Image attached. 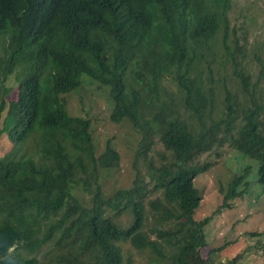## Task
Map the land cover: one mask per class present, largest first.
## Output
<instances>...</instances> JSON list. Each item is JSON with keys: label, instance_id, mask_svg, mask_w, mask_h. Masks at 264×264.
<instances>
[{"label": "trees", "instance_id": "16d2710c", "mask_svg": "<svg viewBox=\"0 0 264 264\" xmlns=\"http://www.w3.org/2000/svg\"><path fill=\"white\" fill-rule=\"evenodd\" d=\"M232 3L0 0V141L12 143L0 154V264H127L126 242L151 264H243L245 251H227L230 242L207 252L213 215L195 218V180L210 166L197 159L215 147L228 145L239 162L222 207L255 183L264 197V102L236 58L245 45L228 41ZM219 45L241 82L224 98L211 66L206 76L201 68ZM86 81L108 89L112 123L127 120L142 135L133 182L111 195L99 176L121 155L111 139L97 153L103 118L73 116L67 105Z\"/></svg>", "mask_w": 264, "mask_h": 264}, {"label": "rangeland", "instance_id": "374dc122", "mask_svg": "<svg viewBox=\"0 0 264 264\" xmlns=\"http://www.w3.org/2000/svg\"><path fill=\"white\" fill-rule=\"evenodd\" d=\"M229 16L231 29L228 41L231 43V39L236 37L238 45L246 46L238 48L240 51L236 52V58L242 63L251 81L258 84L260 94L262 93L260 99L264 102V0H233ZM231 46L234 47V44ZM214 49L216 54L214 56L207 54L201 68L206 76L210 74L208 65L211 66L214 84L219 95H223L224 98L227 91L237 93L241 82L234 72L232 60H227L225 56L230 57L226 49L222 45L215 46ZM84 84L86 87L71 94L67 105L73 116L85 117L88 113L93 118H103V121L98 123L94 135L97 153H103L107 139H111L113 146L121 155L118 167L110 171H102L99 176L104 191L111 195L114 190L129 187L133 182L136 174L133 163L142 135L127 120L118 124L109 120L111 108L106 87H99L97 83L89 81ZM165 84L168 87L169 95L177 97L173 93L176 87L169 80L165 81ZM11 93L16 96V92L12 91ZM163 96L165 95L163 94ZM222 111L223 108L218 104L215 113H222ZM225 111L224 109V115H226ZM181 112L184 113L182 117L189 122L190 115L185 113L186 109L183 108ZM206 120L210 121L208 115ZM11 147L12 143L6 135H3L0 141V154L9 151ZM215 148L210 152L203 153L197 159L199 165L209 163L210 166L195 180L202 194L195 218L199 220L213 215L212 220L204 229L208 242L206 251L209 252L214 247L230 242L231 245L227 246V251L230 248L234 251H245L246 256L242 259L243 264H264V249L261 246L264 245V197L258 196L259 185L255 183L251 186L250 195L238 197L230 202V207L223 208V193L220 189L222 187L226 189L232 181L239 162L235 158V152L228 145L222 146L217 152ZM156 150L159 153L155 156L154 163L158 165L165 148L158 145ZM138 169L142 173H147L144 162H141ZM122 221L127 223L129 218L122 216ZM151 226L152 220L150 219L145 230H150ZM253 232H255L254 236L251 235ZM123 248L127 264H151L149 252L139 253L127 242L123 243ZM20 254L28 256L26 253ZM35 256L40 258L42 252H36ZM211 256L214 261L220 263L226 258L224 252H214Z\"/></svg>", "mask_w": 264, "mask_h": 264}, {"label": "clouds", "instance_id": "9594fccd", "mask_svg": "<svg viewBox=\"0 0 264 264\" xmlns=\"http://www.w3.org/2000/svg\"><path fill=\"white\" fill-rule=\"evenodd\" d=\"M4 135H6V134H4ZM7 136V135H6Z\"/></svg>", "mask_w": 264, "mask_h": 264}]
</instances>
